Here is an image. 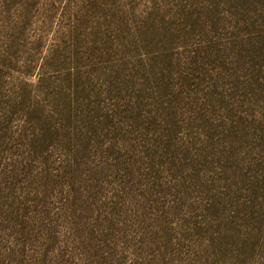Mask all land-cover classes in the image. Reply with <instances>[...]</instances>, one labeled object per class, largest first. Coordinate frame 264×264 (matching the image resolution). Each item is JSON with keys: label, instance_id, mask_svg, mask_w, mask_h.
Returning a JSON list of instances; mask_svg holds the SVG:
<instances>
[{"label": "rangeland", "instance_id": "obj_1", "mask_svg": "<svg viewBox=\"0 0 264 264\" xmlns=\"http://www.w3.org/2000/svg\"><path fill=\"white\" fill-rule=\"evenodd\" d=\"M0 264H264V0H0Z\"/></svg>", "mask_w": 264, "mask_h": 264}]
</instances>
